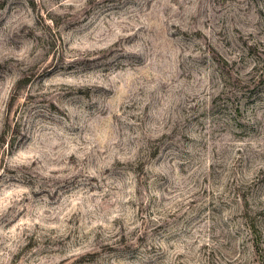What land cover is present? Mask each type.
Listing matches in <instances>:
<instances>
[{
	"label": "rangeland",
	"instance_id": "1",
	"mask_svg": "<svg viewBox=\"0 0 264 264\" xmlns=\"http://www.w3.org/2000/svg\"><path fill=\"white\" fill-rule=\"evenodd\" d=\"M0 264H264V0H0Z\"/></svg>",
	"mask_w": 264,
	"mask_h": 264
}]
</instances>
